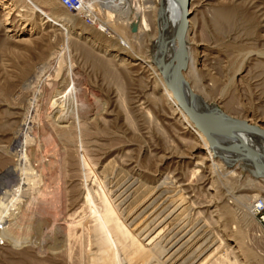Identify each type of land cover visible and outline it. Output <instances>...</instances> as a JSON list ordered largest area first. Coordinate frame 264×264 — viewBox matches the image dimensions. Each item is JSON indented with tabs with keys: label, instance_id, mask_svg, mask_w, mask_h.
Masks as SVG:
<instances>
[{
	"label": "rangeland",
	"instance_id": "1",
	"mask_svg": "<svg viewBox=\"0 0 264 264\" xmlns=\"http://www.w3.org/2000/svg\"><path fill=\"white\" fill-rule=\"evenodd\" d=\"M121 1L65 0L69 10L63 0H0V264H164L175 251L169 264H263L264 229L255 224L243 239L225 206L238 214L231 197L264 195V183L245 186L240 167L214 171L201 154L192 158L199 142L162 100L152 70L118 61L116 52L103 57L46 17L81 28L88 11L96 45L146 56L148 36L134 38L142 3L134 12ZM193 1L189 87L263 130L264 0ZM24 28L33 33L18 36ZM109 163L156 193L166 214L159 233L154 224L152 232L149 223L140 228L147 201L137 204L134 192L116 198ZM103 189L114 195L111 240L97 222L103 213L93 214ZM142 231L154 237L149 256Z\"/></svg>",
	"mask_w": 264,
	"mask_h": 264
},
{
	"label": "bare ground",
	"instance_id": "2",
	"mask_svg": "<svg viewBox=\"0 0 264 264\" xmlns=\"http://www.w3.org/2000/svg\"><path fill=\"white\" fill-rule=\"evenodd\" d=\"M138 2L142 3L141 6H139L140 7L139 9H141V17H142V20H140L141 22H140V27H139V29H140L139 31L141 32V34L134 35L135 36L134 38L136 39V43L138 42L139 44H142L143 39L148 36L149 45L147 47L146 56L145 55L144 56H137L134 52L128 53V54H125V53L121 54L119 52L120 53L119 54L117 51H113L111 49V47L108 45H103L101 43L96 45L97 41L93 40V38H92L93 34L91 35L89 33L90 29H88L89 23L91 22L90 15H89L88 11L83 12L81 15L82 19H83L82 22L84 25V27H82L83 26L82 25L81 28H79V27L77 28V26L75 25L76 23H74L72 19H69L67 21V20H64L62 18L51 16V15H46V17H47V19H49V21L55 27H57V28L61 29L62 31L68 33L69 35H74L76 37L75 40H77L76 42H78L79 44L87 45L89 42H92L93 45L95 46V48H98V49L100 48V53H103V57L109 56L108 54L111 55L112 53L116 52L112 55L118 61L125 62L128 59L129 60L136 59L138 62H140L142 65H144L147 69L152 70L153 75H154V79L156 80L157 85L161 87L162 100L164 101V103L166 104L168 109L171 111V113H173L174 115L178 114V116H179L178 119L181 120V123L183 125L182 127H184V130H188L189 133L191 132V134H193L199 142V145H197V147L194 148L192 151V155H193L192 158L197 159L199 156L201 157V155L204 156V159L206 160V162L211 164V168L214 171L217 169H220L221 167L224 169H227L228 167L233 168V169L240 167L241 172L244 174L243 177L246 179L245 180V184H246L245 186L251 187L252 185H255L258 183L260 184L261 182L264 183V139L263 138L258 137L252 133L247 132V131H239V130L214 131V130L205 129V128H201L199 126H196L192 121H190L188 116L180 108L178 101L173 96L172 92L170 91L171 74H172V69H173V65H174V57H175L177 46H178L177 33L179 30V26H180L181 18H182V10H181V7H180L178 1L177 0H123L120 3L122 4V6L124 4L125 8H130V9L134 10V12H135L134 5L136 8L138 6V5H136ZM193 3H194L193 0H188L187 29H186V33H185V37H184L185 38V49H186V56H185V60H186L185 67L186 68H185V71H183L182 75H181L183 96H184L185 100L193 108L197 109L198 111H200L203 114L211 115V119L213 121H216V122L225 121L228 119V116L220 115L219 112H221V111L218 109L216 104H210L207 101L200 98L199 96H197L198 94L195 95L193 92V89H195V87H192V89L189 87L188 77H189V75H191L193 66L190 64V61H189V46L190 45L188 42V36H189V32H190L191 27L195 24V19L191 18V16L194 14V12L196 10V6ZM41 12H44V11L41 10ZM217 14H218L217 15L218 17H224V14L221 12H218ZM47 19H46V21H48ZM87 19H88V23H86L87 21H85ZM132 21H133V18H128V19H125L123 21V23L125 22V24L127 25V27L129 29H132V30L134 29L133 30V33H134V31L137 30V27H135V25ZM6 24H8V20H7ZM90 25H92V24L90 23ZM24 30H25V28L23 29V32H21L18 36H21L24 33H28L30 35L33 33L32 28L27 29L25 31ZM8 32H13V31H12V29L11 30L8 29ZM96 38H97V36H96ZM93 45L91 47H94ZM84 89L86 91V88H84ZM87 91H88V89H87ZM86 93H88V92H86ZM88 96H89L88 98L96 106H98L100 104V100L95 94H94V96L92 94L91 95L88 94ZM231 118H234V116ZM234 119H236V118H234ZM244 121H246L248 123L250 122L247 119ZM176 124H178V123H176ZM256 125H257V123H256ZM257 127L260 128L261 126L257 125ZM263 131H264V127H263ZM198 150H202L204 152H201V151L197 152ZM115 166L116 165H114L113 163H109V165H108L109 169L115 170V175H114L115 177L114 176L113 177L115 178V181L121 187L119 194L118 195L116 194L117 195L116 198L118 197L119 199H124V198H127V196L129 195L130 192H134L135 197H136L135 201L137 202V204L139 203V201L140 202H142V201L146 202L147 201L149 208L146 209V211H144L141 215L139 214L140 218H141L140 221H142L140 228L143 229L144 224H146V223L151 224V225H149L150 227L152 226V224H154V225H156L157 231L154 230L156 232H155V234H154V232L152 234L156 235L157 232L159 233V231H161L163 229L162 223L166 217V214L161 209L162 207L160 206V201L158 200L156 193L153 190L147 188L145 185H142L141 183H138L132 179H129L128 176L124 174L125 171L121 172L119 169L118 170L115 169ZM228 170H229V168H228ZM231 171H232V169H231ZM113 172L114 171H112V173ZM242 173H240V174H242ZM240 177H241V175H240ZM227 181H228V179H227ZM125 186H128V187H125ZM257 191H259V190H257ZM109 192L110 191H108V189L107 190L103 189L102 190V195L104 196V200H103L104 202H102L103 204H101V205L94 204L95 206H93V214H96V216H97V214H99V212L101 214L103 213L104 219H101L102 217H100L99 220L97 218H95V219H97V222L101 226L100 229L103 231V233L106 234V237H104L105 239L107 237H109L108 239H110V235H111V234L108 235V233H107L108 223H109V221H108L109 213L108 212H109L110 207L112 205V199H114L112 197L114 195L111 196ZM256 194L257 195H251L250 194L248 196L247 195L246 196L245 195L244 196H234L233 195L231 197V201L233 200V202L235 204H237V206L239 207L238 214L236 212H234L233 209H230L229 207H227L228 206L227 204H226L227 206H225L226 209L224 208L226 214H229L231 216L232 215L235 216V223L236 222L242 223V225L240 227L243 230H239L238 233L243 237V239L245 238L246 234H248L247 233L248 229L251 228L252 226H254L255 224L256 225L259 224V227L261 228V226H260L261 224L259 223V220L257 219V216H256V211H257V208L260 204H262V205L264 204V195H259L258 193H256ZM256 196H258V197H256ZM116 200L117 199H115V201ZM115 201H114V203H115ZM115 204H117V203H115ZM214 212H215V210H214ZM222 213H224V212H222ZM137 215H138V213H137ZM199 223H201V222H199ZM154 225H153V227H154ZM149 226H147V227L149 228ZM198 226H200V225H198ZM153 227H151L152 228L151 232L153 231ZM240 227H239V229H241ZM113 229H116V228H113ZM120 230L123 231L124 228H122ZM144 230H146V229H144ZM125 231H126V229H125ZM144 232L142 231L141 232L142 234H140V233L139 234L143 239V241H142V242H144L143 244L145 245L143 249H145V253H147V256H149L153 253L150 250L149 245H150V243L154 237H152L151 234L148 235L149 232H147L148 234L144 233ZM129 235H126V239L133 237L132 236L133 234L131 235V233H130ZM201 237L202 236H200V238ZM138 240L141 241V239H138ZM204 240L206 241L205 238L203 239V241ZM100 241H101V239H100ZM107 242H109V241H107ZM127 242H129V240H127ZM204 243H205L204 246H206V242H204ZM136 247L138 248L137 245H136ZM140 248H141V246H140ZM143 251L144 250H142V252ZM241 251H243V250H241ZM241 251L240 250L236 251V253H239ZM175 252L170 254V256L168 255L169 257H167L163 260L164 264H169V262L171 260L174 261L177 259V258L175 259L173 257V255H175L174 254ZM211 252H212L211 249L207 248V253H211ZM177 255H178V253H177ZM172 257L174 258V260L172 259ZM175 257H177V256H175ZM236 257H237V255H236ZM244 259H245V257H244ZM260 263L264 264V262H262V261H260ZM173 264H175V263H173Z\"/></svg>",
	"mask_w": 264,
	"mask_h": 264
},
{
	"label": "water",
	"instance_id": "3",
	"mask_svg": "<svg viewBox=\"0 0 264 264\" xmlns=\"http://www.w3.org/2000/svg\"><path fill=\"white\" fill-rule=\"evenodd\" d=\"M177 1L182 10V18L177 33L178 46L174 57V65L171 74L170 91L178 101L180 108L188 116L190 121H192L196 126H199L201 128L210 129L214 131H219V130L247 131L264 139V131L258 128L257 126L251 125L244 120L234 119L229 116L228 119L225 121H218V122L213 121L211 119V115L201 113L197 109L193 108L185 100L182 90L181 75L186 68L185 67L186 49H185L184 37L187 29L188 0H177ZM219 114L225 115L223 112H219Z\"/></svg>",
	"mask_w": 264,
	"mask_h": 264
},
{
	"label": "built area",
	"instance_id": "4",
	"mask_svg": "<svg viewBox=\"0 0 264 264\" xmlns=\"http://www.w3.org/2000/svg\"><path fill=\"white\" fill-rule=\"evenodd\" d=\"M72 1V0H71ZM63 3L65 4V6L68 7V3L65 2V0H63ZM69 10H71V8H69ZM256 216H257V219L259 220L262 228L264 229V204H260L257 208V211H256Z\"/></svg>",
	"mask_w": 264,
	"mask_h": 264
}]
</instances>
